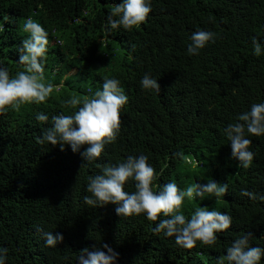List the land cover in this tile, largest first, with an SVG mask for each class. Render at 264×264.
Returning <instances> with one entry per match:
<instances>
[{
	"label": "trees",
	"instance_id": "obj_1",
	"mask_svg": "<svg viewBox=\"0 0 264 264\" xmlns=\"http://www.w3.org/2000/svg\"><path fill=\"white\" fill-rule=\"evenodd\" d=\"M122 2L0 0V67L10 76L23 70L19 48L28 35L25 21L32 18L49 33L42 63L45 82L54 85L45 102L0 114V247L8 250L6 264H78L84 248L106 251L104 244L119 253L116 264H218L245 232L253 234L251 247L264 248V201L240 195L243 189L264 195V135L245 133L254 159L244 169L225 134L238 114L264 103V0H150L145 22L109 29L107 16ZM197 29L216 39L190 55L187 46ZM253 38L262 45L260 56ZM145 74L157 80L159 93L142 88ZM105 77L118 79L128 97L116 141L91 163L80 155L87 145L74 153L67 144L63 151L59 144H39L54 115L76 111L64 101L93 96ZM38 113L48 121H37ZM141 154L155 169L154 191L169 182L181 190L210 179L228 184L218 202L205 194L185 198L181 207L189 219L197 207L231 216L232 225L216 234L214 245L197 242L187 250L174 237L153 232L167 219L163 215L152 222L144 214L120 217L111 203H84L90 176ZM125 191H135L133 181ZM45 232L64 240L46 247Z\"/></svg>",
	"mask_w": 264,
	"mask_h": 264
},
{
	"label": "clouds",
	"instance_id": "obj_2",
	"mask_svg": "<svg viewBox=\"0 0 264 264\" xmlns=\"http://www.w3.org/2000/svg\"><path fill=\"white\" fill-rule=\"evenodd\" d=\"M152 11L150 0H123L114 5L107 16L109 29L123 28L131 30L146 21ZM23 31L27 37L22 40L19 48L18 63L23 66L14 76H10L7 68L0 67V114H4L11 107L20 111L23 105L41 104L52 92L54 85L45 82L42 60L48 51L49 33L32 18L25 21ZM216 34L197 29L190 36L187 52L199 55L207 43L215 42ZM253 50L256 56L262 54V45L253 38ZM140 84L145 90L160 92V85L156 79L145 74ZM128 103V97L115 78L105 77L102 90H97L91 97L81 98L73 95L64 101V106L75 109L72 115H54L50 127L42 131L38 143L61 146L70 145L74 153L80 152L82 146L87 148L80 152L82 159L88 163L98 159L104 151L105 144L114 143L121 127V109ZM37 121L46 123L49 119L44 113H38ZM237 122L229 124L225 134L231 144V154L239 161V167L247 169L252 164L254 154L249 151L252 141L245 133L252 136L264 135V103H254L249 111L238 114ZM156 179L155 169L149 165L146 155L128 156L118 165L107 164L102 168V174L88 178L87 192L84 203L94 208L109 203L116 205L118 216L131 217L144 214L147 220L157 222L163 215L167 219L160 220L152 229L154 233H161L166 237H174L177 246L191 250L197 242L212 246L216 243L217 233L224 232L232 225L230 215L209 210L208 207H197L190 219L181 212L182 204L196 197L204 198L205 194L214 196L217 200L228 192V184H218L209 180L206 185L192 184L181 190L175 183L157 185L153 190ZM134 182L135 191H125V184ZM241 196L251 200L264 201V195L241 190ZM45 246L52 248L62 243L64 237L60 233L45 232ZM253 239L251 232H245L227 247V256L219 260L218 264H261L264 248L251 247ZM90 251L84 248L78 256V264H116L119 253L109 245ZM7 248L0 247V264H6Z\"/></svg>",
	"mask_w": 264,
	"mask_h": 264
},
{
	"label": "rangeland",
	"instance_id": "obj_3",
	"mask_svg": "<svg viewBox=\"0 0 264 264\" xmlns=\"http://www.w3.org/2000/svg\"><path fill=\"white\" fill-rule=\"evenodd\" d=\"M75 72V70H73L71 73H74Z\"/></svg>",
	"mask_w": 264,
	"mask_h": 264
}]
</instances>
